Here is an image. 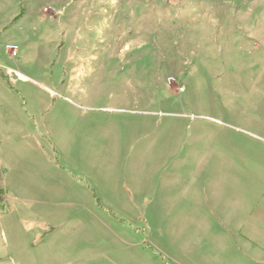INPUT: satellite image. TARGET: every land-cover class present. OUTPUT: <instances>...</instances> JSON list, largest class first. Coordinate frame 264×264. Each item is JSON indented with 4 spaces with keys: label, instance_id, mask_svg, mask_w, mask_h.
Listing matches in <instances>:
<instances>
[{
    "label": "rangeland",
    "instance_id": "obj_1",
    "mask_svg": "<svg viewBox=\"0 0 264 264\" xmlns=\"http://www.w3.org/2000/svg\"><path fill=\"white\" fill-rule=\"evenodd\" d=\"M192 165L263 216L264 0H0V264H249Z\"/></svg>",
    "mask_w": 264,
    "mask_h": 264
},
{
    "label": "crops",
    "instance_id": "obj_2",
    "mask_svg": "<svg viewBox=\"0 0 264 264\" xmlns=\"http://www.w3.org/2000/svg\"><path fill=\"white\" fill-rule=\"evenodd\" d=\"M200 168V166L192 165V180L179 182V204H182V209L188 210L191 207V212L180 211L179 217L181 219L191 218L194 223H197L196 229L200 238L193 247L196 251H201L209 242L208 239L204 241V237L210 235L209 231L216 235L221 233L223 236L229 237L227 242L233 250L242 249L246 253L244 255L246 263L264 264V228L260 227V224L264 227V214L261 216L256 210L242 212L241 205L233 210L230 202L225 200L227 197H224L228 193L225 190L230 185V181L215 179L208 185L201 184L198 179L194 178L195 173L200 172ZM212 192H217L219 195L213 201L210 199V195H213ZM205 195L208 198L204 199ZM176 264H179V261ZM199 264L234 263L220 259L218 261L205 260Z\"/></svg>",
    "mask_w": 264,
    "mask_h": 264
}]
</instances>
